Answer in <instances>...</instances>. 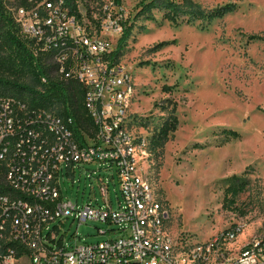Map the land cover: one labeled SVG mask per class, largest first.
Here are the masks:
<instances>
[{
    "label": "rangeland",
    "instance_id": "374dc122",
    "mask_svg": "<svg viewBox=\"0 0 264 264\" xmlns=\"http://www.w3.org/2000/svg\"><path fill=\"white\" fill-rule=\"evenodd\" d=\"M73 1L80 25L92 34L105 7L118 6L128 18L129 34L119 43L117 55L133 87L126 105L127 131L137 144L136 173L162 206L167 234L203 243L237 227L235 239L220 247L227 259L253 240L264 241V0H185L181 10L175 9V23L163 18L162 0ZM1 2L3 11L17 22L20 0ZM228 3L235 10L219 19L200 16ZM105 36L118 44L119 36ZM1 45L0 78L42 90L33 62L14 57ZM41 56L49 79L59 81L52 61ZM6 92L17 95L14 90ZM21 96L29 102V94ZM48 110L61 114L62 105L55 100ZM172 117L175 131L165 142L154 140ZM96 169L76 167L73 177L63 170L61 199L78 207L96 199L101 206ZM107 174L101 172L109 181L111 206L116 209L117 181ZM231 176L245 184L234 197L225 194V179ZM107 227L95 222L77 227L69 220L63 227L64 244L102 242L108 236L98 235L96 229ZM13 264L29 263L23 256ZM205 264H212L211 259Z\"/></svg>",
    "mask_w": 264,
    "mask_h": 264
},
{
    "label": "built area",
    "instance_id": "2783aa9c",
    "mask_svg": "<svg viewBox=\"0 0 264 264\" xmlns=\"http://www.w3.org/2000/svg\"><path fill=\"white\" fill-rule=\"evenodd\" d=\"M16 16L21 34L33 42L36 53L50 57L59 81L81 88L91 134L81 133L82 144L72 119L0 96V264H13L23 256L29 264H205L210 259L212 264H264L262 240L242 246L233 259L225 257L226 251L220 253L240 232L237 227L203 243L182 236L172 239L165 231L166 214L135 169L137 144L126 122L133 91L130 75L113 60L117 43L105 36L122 34L127 17L122 9L105 7L93 34L70 14L65 0H41L29 10L18 8ZM84 165L97 167L92 173L101 206L96 199L81 207L61 199L63 170L73 177L76 167ZM101 172L109 173L111 181L116 178V209ZM69 220L77 227L105 224L107 229L96 231L108 238L67 246L63 227ZM20 249L25 251L18 258Z\"/></svg>",
    "mask_w": 264,
    "mask_h": 264
},
{
    "label": "trees",
    "instance_id": "16d2710c",
    "mask_svg": "<svg viewBox=\"0 0 264 264\" xmlns=\"http://www.w3.org/2000/svg\"><path fill=\"white\" fill-rule=\"evenodd\" d=\"M41 0H20L18 8H23L25 10H29L33 8L35 5L39 4ZM70 9V14L75 16L78 21H80V15L77 11L76 5L73 0H65ZM159 0H152L151 3L157 2ZM165 2L164 9L165 13L163 18L169 22L175 23L177 17H175V9L181 10L185 5V0L182 2L175 3L174 0H162ZM115 3L118 4L119 0H114ZM143 6V4H141ZM235 10V6L231 3L225 4L223 6L217 7L209 12L203 13L200 16L207 19L208 21L219 19L224 15L231 13ZM182 12L183 11L182 9ZM201 17V18H202ZM0 21L2 22L1 27L4 28L1 31V50L10 51L14 57L23 58L27 61L33 62L34 66L37 69V73L40 78L45 79V83L43 84L42 90H37L36 88L29 87L24 84L17 83L16 81L0 78V96L2 97H10L15 98L21 101H24L28 106L33 108H44L48 109V106L52 104L53 101H59L62 105V112L59 115L63 117H68L72 119V129L74 134L78 140L81 141L82 144H85L83 136L81 133L89 136L91 133V122L89 118L86 116L83 106H82V91L79 85L72 81H52L48 77V67L44 63H42L39 59V56L42 55L40 53H36L34 50L33 42L24 38L21 34L20 25L14 21L10 16H8L2 7V2L0 0ZM128 18L123 21V31L120 37L118 38L117 51L113 56V60H117L119 43H122L126 40L129 34V26H127ZM97 30V29H96ZM38 54V56H37ZM44 59L51 61L48 55L41 56ZM39 58V59H38ZM118 61V60H117ZM8 90L16 91V96H7ZM26 93L29 94V102L22 98L21 94ZM176 127V119L172 117L170 121L165 122L156 136H154V140H158L161 142H165L170 133L175 131ZM229 136L231 138H237V134L235 132L229 131ZM226 189L225 194L231 197L236 196L244 190L245 184L243 181L237 176H231L225 179ZM0 191H3V188L0 187ZM25 250L20 249L18 258L22 252Z\"/></svg>",
    "mask_w": 264,
    "mask_h": 264
}]
</instances>
